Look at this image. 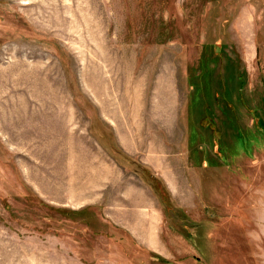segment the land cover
<instances>
[{"label": "rangeland", "instance_id": "rangeland-1", "mask_svg": "<svg viewBox=\"0 0 264 264\" xmlns=\"http://www.w3.org/2000/svg\"><path fill=\"white\" fill-rule=\"evenodd\" d=\"M258 262L264 0H0V264Z\"/></svg>", "mask_w": 264, "mask_h": 264}, {"label": "crops", "instance_id": "crops-1", "mask_svg": "<svg viewBox=\"0 0 264 264\" xmlns=\"http://www.w3.org/2000/svg\"><path fill=\"white\" fill-rule=\"evenodd\" d=\"M96 152H97V150H96ZM109 201H111V198L109 199ZM108 201V202H109ZM158 202H156L155 204L154 203H151V204H149V203H147V207H150V208H145V210L146 211H143L144 212V214L146 215V213L148 214V213H151V215H154L155 216V219H154V222H155V226H154V228H152V230L155 232V236L158 238H160V236H162L161 235V229H162V226H161V222H160V218H161V212L160 211H162V208H159L160 207V205H159V203L157 204ZM113 204V202L111 203V204H108L109 206L110 205H112ZM143 207L145 206V204L144 205H142ZM145 206V207H146ZM148 209H150V210H148ZM133 227V226H132ZM141 231H150V228H146V229H141ZM157 241H161V239H159V240H157ZM258 259H260L259 257H257ZM259 263V262H258ZM260 264V263H259Z\"/></svg>", "mask_w": 264, "mask_h": 264}, {"label": "trees", "instance_id": "trees-1", "mask_svg": "<svg viewBox=\"0 0 264 264\" xmlns=\"http://www.w3.org/2000/svg\"><path fill=\"white\" fill-rule=\"evenodd\" d=\"M222 46H223V43H215L214 45H213V51L215 52V54H213V59H215L216 58V60L218 59L217 57H219V59L220 58H222L224 55H223V48H222ZM212 58V57H211ZM212 72V71H211ZM208 85H209V88H210V90H211V92H213V94L215 95V92H214V87H213V83H212V80H211V78L208 80ZM225 87V86H224ZM223 100L224 101H228V99L227 98H225V97H223ZM230 106V105H229ZM208 262H212L211 260L210 261H208Z\"/></svg>", "mask_w": 264, "mask_h": 264}]
</instances>
